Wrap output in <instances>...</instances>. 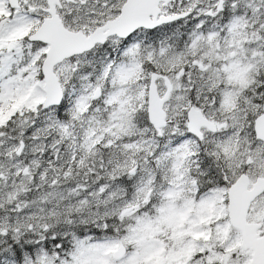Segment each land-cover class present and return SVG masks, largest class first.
Masks as SVG:
<instances>
[{
	"label": "snow or ice",
	"instance_id": "obj_1",
	"mask_svg": "<svg viewBox=\"0 0 264 264\" xmlns=\"http://www.w3.org/2000/svg\"><path fill=\"white\" fill-rule=\"evenodd\" d=\"M0 264H264V0H0Z\"/></svg>",
	"mask_w": 264,
	"mask_h": 264
}]
</instances>
